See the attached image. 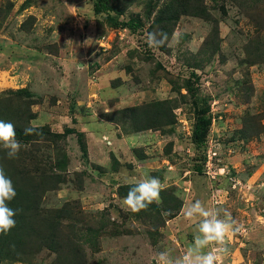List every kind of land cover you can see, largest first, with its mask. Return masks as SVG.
<instances>
[{
    "label": "rangeland",
    "instance_id": "1",
    "mask_svg": "<svg viewBox=\"0 0 264 264\" xmlns=\"http://www.w3.org/2000/svg\"><path fill=\"white\" fill-rule=\"evenodd\" d=\"M153 31L169 43L149 47ZM0 120L64 132L59 149L17 138L13 171L61 183L40 197L23 259L0 264H75L74 253L77 264H160L193 243L202 218L184 212L196 200L239 227L205 249L216 264H264V0H0ZM104 121L144 136L130 140L152 160L94 163L81 130ZM145 177L160 179L159 202L126 210V182ZM44 217L70 247L48 245Z\"/></svg>",
    "mask_w": 264,
    "mask_h": 264
},
{
    "label": "clouds",
    "instance_id": "2",
    "mask_svg": "<svg viewBox=\"0 0 264 264\" xmlns=\"http://www.w3.org/2000/svg\"><path fill=\"white\" fill-rule=\"evenodd\" d=\"M177 39V37H173ZM146 43L149 47H162L169 43L168 33L153 31L147 34ZM106 111V110H105ZM25 135L39 134L32 126L24 129ZM21 143L16 138L15 125L11 122L0 120V147L6 151L8 159H15L21 149ZM162 184L159 178L145 177L131 186L127 195L122 199V205L126 210L138 213L153 202H159ZM17 195L12 179L6 175L5 169L0 165V234H8L15 227V216L18 210L8 206ZM184 215L186 218L201 217L195 226L193 243L187 251L175 259L170 258L168 253L159 254L160 264H216L217 255L213 251H205L209 245L216 243L223 245L229 234L239 231L231 215L225 211L223 219L215 209H206L201 201L196 200L190 204ZM220 251H226L221 248Z\"/></svg>",
    "mask_w": 264,
    "mask_h": 264
},
{
    "label": "trees",
    "instance_id": "3",
    "mask_svg": "<svg viewBox=\"0 0 264 264\" xmlns=\"http://www.w3.org/2000/svg\"><path fill=\"white\" fill-rule=\"evenodd\" d=\"M128 24H131V22H128ZM20 117H23V115L21 114ZM28 118H32L31 111L29 112ZM29 126L32 125L29 123V125L25 126V128ZM32 127L36 129L37 133H39L38 135H25L24 130H17L16 138L21 137L23 143H30L33 145H36V143L39 144L41 142H49L51 146H54V149H59L58 141L60 138L64 137V132L61 134L59 132H52L44 127ZM147 128H149V126L146 128H138V130ZM0 151L2 152V154L0 152V165L4 167L6 175L12 179L17 192L16 197L12 201L8 202V206L14 210H18L16 216L14 217L16 220L15 227L12 228L6 235L0 234L1 262L3 260L23 259L22 256L18 257L16 255L18 251L25 250L27 246L26 238L28 232H31L30 229L33 230L34 228L33 221L36 219L35 222H37L38 220L37 211L38 208L40 209L39 199L47 190L58 187L59 183H61V180L59 173L39 172L38 168H36V170L32 173L34 177H31V175H29V177H27V175H19L16 168L13 171L14 166L12 165L11 159L7 158L6 151L2 148H0ZM138 155L140 158L143 157L142 152H138ZM111 157L115 158L113 154H111ZM35 177L40 178L41 181L36 182L34 179ZM134 184L135 183H130L126 184L125 186H132ZM43 223L44 225L47 224L49 228H54L50 230L51 236L47 240L48 245H50L52 249L57 252L60 249H63L65 246H71L70 243L73 241H71L70 238L61 239V234L63 232L60 229L58 222L49 217H44ZM64 235L66 236V234L63 233V236ZM80 260L81 256L76 253H74L70 259V261L75 264L79 263Z\"/></svg>",
    "mask_w": 264,
    "mask_h": 264
},
{
    "label": "crops",
    "instance_id": "4",
    "mask_svg": "<svg viewBox=\"0 0 264 264\" xmlns=\"http://www.w3.org/2000/svg\"><path fill=\"white\" fill-rule=\"evenodd\" d=\"M92 114L93 112H91V114H88V116ZM92 129H95L94 126H92L90 122H87L85 125V128H83V130L81 131H85L86 135L90 139V142H89L90 149H91V143L94 141L95 143L94 150L96 154V160H93L92 158L91 159L94 163H97V165L99 166H102L105 168L108 167L110 164V162H108L109 154L110 156L111 154H113V156L120 163V167H123L124 161H126L124 160L123 156L124 154H128L127 151L131 155H137L138 152H141L140 150H138V147H144V148L146 147L145 142H143L142 144H136V142H132L130 140L131 138L135 137L134 139L138 141L144 138V136L135 135L138 133H135L134 135H131V134L124 135V133L121 132L120 126L116 125V123L114 122L111 123V122L104 121L100 123L99 128L96 131H93ZM98 134H101V138H99ZM122 146H126L127 148L125 150H122L121 149ZM148 150L150 149L145 148V150L142 152L143 157L141 158L139 157L140 160H142V163L149 162L152 160L151 159L152 157L149 156L150 152H148ZM101 156H103L106 159V163L104 162L102 163L100 159L97 160V158ZM122 172H123V169H120V170L118 169L113 174H121ZM136 182L137 181L130 180V181H127L126 183L130 184V183H136Z\"/></svg>",
    "mask_w": 264,
    "mask_h": 264
},
{
    "label": "built area",
    "instance_id": "5",
    "mask_svg": "<svg viewBox=\"0 0 264 264\" xmlns=\"http://www.w3.org/2000/svg\"><path fill=\"white\" fill-rule=\"evenodd\" d=\"M215 148V150H210L209 152H208V159H209V162L211 163L212 162V164H215V162L217 161V160H219V158H218V152H217V147L215 146L214 147ZM220 168H218V170H219ZM220 173V172H219Z\"/></svg>",
    "mask_w": 264,
    "mask_h": 264
}]
</instances>
